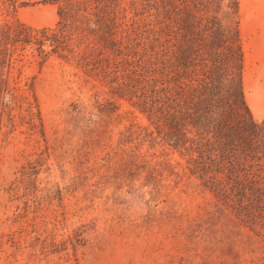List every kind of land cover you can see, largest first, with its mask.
Instances as JSON below:
<instances>
[{
	"label": "rangeland",
	"instance_id": "374dc122",
	"mask_svg": "<svg viewBox=\"0 0 264 264\" xmlns=\"http://www.w3.org/2000/svg\"><path fill=\"white\" fill-rule=\"evenodd\" d=\"M42 1L0 0V87L17 104L1 113L0 264H264V187L249 183L264 182V147L238 198L227 189L238 172L206 161L209 189L189 170L195 133L179 153L140 109L152 98L154 0ZM209 1L224 30L238 24L259 123L264 0ZM69 5L79 9L64 30L57 11ZM208 34L206 45L220 43Z\"/></svg>",
	"mask_w": 264,
	"mask_h": 264
},
{
	"label": "trees",
	"instance_id": "16d2710c",
	"mask_svg": "<svg viewBox=\"0 0 264 264\" xmlns=\"http://www.w3.org/2000/svg\"><path fill=\"white\" fill-rule=\"evenodd\" d=\"M97 2L99 8L107 9L103 0ZM87 8L84 5L81 10ZM62 9L58 8L57 14L65 30L68 16L79 8L69 5L65 12ZM154 9L149 55L152 98L149 104L139 105L140 109L150 119L155 134L179 153L187 151L189 133H195L188 154L196 165L189 170L209 189L213 185L204 180L208 162L215 167L214 172H238L240 176H234L227 189L243 198L248 190L240 177L247 175V161H259L263 154L264 119L254 121L244 98L238 24L235 22L231 31L224 30L210 17L209 0H154ZM114 24L113 17H100L101 30L109 29L105 31L109 41L115 34ZM212 28L220 40L213 48L206 45ZM54 40L59 43L58 39L49 42ZM16 105L12 95H5L0 87V128L1 113L9 114ZM165 126H170L166 133ZM260 167L264 170V159ZM256 178L260 180L261 175ZM249 183L250 191L264 187V182Z\"/></svg>",
	"mask_w": 264,
	"mask_h": 264
}]
</instances>
